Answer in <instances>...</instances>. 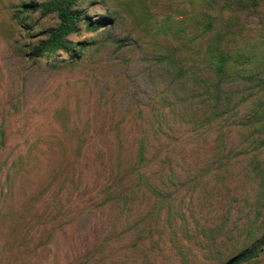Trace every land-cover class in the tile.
Instances as JSON below:
<instances>
[{
	"label": "trees",
	"instance_id": "trees-1",
	"mask_svg": "<svg viewBox=\"0 0 264 264\" xmlns=\"http://www.w3.org/2000/svg\"><path fill=\"white\" fill-rule=\"evenodd\" d=\"M97 3L105 13L91 19ZM7 9L13 31L0 30L24 70L28 64L74 69L92 56L113 54L137 68L142 81V108L129 109L123 95L112 107L120 119L102 149L99 229L79 264H156L155 251L163 246L177 251L183 264L192 248L213 264H260L264 0H17ZM83 32L89 41L72 39ZM129 47L134 61L120 55ZM134 110L143 136L128 141L121 126ZM4 138L1 122V146ZM196 148L205 155L191 169L185 157ZM25 158L0 162V214ZM207 214L212 226L201 224Z\"/></svg>",
	"mask_w": 264,
	"mask_h": 264
},
{
	"label": "rangeland",
	"instance_id": "rangeland-1",
	"mask_svg": "<svg viewBox=\"0 0 264 264\" xmlns=\"http://www.w3.org/2000/svg\"><path fill=\"white\" fill-rule=\"evenodd\" d=\"M12 1L17 0H0V26L7 32L13 31L7 11ZM104 11L100 4H94L91 19H97ZM52 23L50 19L43 24ZM72 39L86 42L90 34L83 32ZM6 44L0 30V124L5 125L0 162L6 156L26 158L6 197L3 214L8 216L0 214V264H79L81 253L89 248L99 229L102 149L113 137L112 123L120 119V112H113L112 107L123 95V103L129 109L142 108L138 87L142 81L137 68L120 64L113 54L106 60V55L92 56L87 64L74 69L51 72L42 64H28L24 70L7 52ZM127 50L120 55L134 61L136 51L130 47ZM59 59L63 60L64 55ZM99 61L104 68H98ZM114 90L113 101L110 94ZM133 113H127L121 126V134L128 141L143 136L142 122L136 110ZM197 150L185 153L191 169L205 155ZM91 206L94 214L90 213L93 208L88 209ZM82 214L89 220L80 218ZM215 216L218 213L214 212L212 218ZM53 217L55 222H50ZM209 218L207 214L201 224L216 223ZM51 231L56 233L54 239L50 238ZM225 233L226 229L218 236L219 241ZM155 253L156 264H183L171 246L157 247ZM188 258V264H213L196 248H192ZM259 259L264 264V250Z\"/></svg>",
	"mask_w": 264,
	"mask_h": 264
}]
</instances>
